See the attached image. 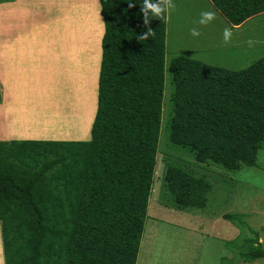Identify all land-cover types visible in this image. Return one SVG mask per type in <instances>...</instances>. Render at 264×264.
Here are the masks:
<instances>
[{"label":"trees","instance_id":"trees-1","mask_svg":"<svg viewBox=\"0 0 264 264\" xmlns=\"http://www.w3.org/2000/svg\"><path fill=\"white\" fill-rule=\"evenodd\" d=\"M210 1L232 27L264 13V0ZM99 2L105 29L91 139L0 142L5 264H137L158 165L167 72L174 89L171 145L193 153L198 164L230 172L256 168L264 148V58L242 71L183 57L167 68V19L145 25L136 0L134 6ZM149 29L153 37L141 40ZM164 182L178 210L207 207L211 185L204 179L169 166ZM223 218L241 221L239 215ZM251 233L247 251L239 254L245 263L264 259L258 234Z\"/></svg>","mask_w":264,"mask_h":264},{"label":"rangeland","instance_id":"rangeland-1","mask_svg":"<svg viewBox=\"0 0 264 264\" xmlns=\"http://www.w3.org/2000/svg\"><path fill=\"white\" fill-rule=\"evenodd\" d=\"M2 1L0 142L90 140L105 29L99 0ZM175 4L167 16V68L183 57L242 71L264 58V13L232 27L212 2L175 0ZM204 10L215 11L217 18L200 29L199 37H192L189 30ZM226 26L233 32L227 44L222 40ZM249 39L256 41L252 47L246 43ZM7 64L16 66L10 75L14 82L7 81L12 84L10 89L5 86ZM173 91L167 72L158 165L137 264H264V259L245 263L239 256L247 251L245 241L254 238L251 231L264 247V148L256 168L230 172L213 164H198L193 153L168 141ZM37 95L44 97L40 99L45 106L34 105L32 97L38 100ZM40 106L42 115L35 113ZM169 166L211 185L204 210L176 208L164 182ZM228 214L241 216V221L225 220ZM0 254V264H5Z\"/></svg>","mask_w":264,"mask_h":264},{"label":"clouds","instance_id":"clouds-1","mask_svg":"<svg viewBox=\"0 0 264 264\" xmlns=\"http://www.w3.org/2000/svg\"><path fill=\"white\" fill-rule=\"evenodd\" d=\"M140 4V12L143 16V22L148 25L152 19L160 18L167 19L171 10L176 7L175 0H136ZM130 6L133 5V0H128ZM217 18V13L212 10H204L199 14V18L194 21V26L189 30L192 37H199L201 35V28L207 26ZM154 33L149 29L143 33L139 38L147 41L149 37H153ZM233 32L231 27H224L222 32V40L225 44L229 43L232 39ZM249 47H252L256 41L249 39L247 42Z\"/></svg>","mask_w":264,"mask_h":264},{"label":"crops","instance_id":"crops-1","mask_svg":"<svg viewBox=\"0 0 264 264\" xmlns=\"http://www.w3.org/2000/svg\"><path fill=\"white\" fill-rule=\"evenodd\" d=\"M207 1H208V2H211L210 0H207ZM18 41H19V43H21V40H18ZM6 50H7V48H6ZM16 56L18 57V54H17V53H16ZM16 56H15V57H16ZM17 57H16V61H20V59H18ZM32 62H34V61H32ZM9 63H10V62H9ZM35 66H36V65H35ZM15 67H16V66H15ZM15 67L12 68V64H7V65H6L7 73H5L4 76H5V79H6L5 86H6V85L9 86L8 89H10V88L12 87V86H11L12 84L10 85V84H7V83H8V82H9V83H10V82H14V79L11 78L10 75H11V74H12V75L14 74L13 71H14ZM39 67H40V66H37V68H39ZM11 71H12V72H11ZM16 73H17V72H16ZM22 73H23L22 75H24V72H22ZM20 78H23L22 81L25 80L24 77H22V76H16V79H20ZM25 78H27V77H25ZM27 79H28V78H27ZM7 81H8V82H7ZM8 89H7V90H8ZM7 90H6V91H7ZM19 95H20V97H21L22 94H19ZM23 97H24V96H23ZM23 97H21V98L23 99ZM25 98H26V96H25ZM37 98H38V100H36V98H33V97H32V100H34V105H35V106H38L37 103H38V104H40V103L43 104V103L41 102L42 99H40V98H44V97H40L39 95H37ZM26 99H28V98H26ZM24 100H25V99H24ZM31 104H32V102H31ZM45 104H46V103H44L42 106H45ZM47 107H48V106H47ZM40 109H41V110H40ZM42 109H43V108L40 106L38 112H35V113H36V114H41V115H42V113H43V110H42ZM45 111H46V110H45ZM35 113H34V114H35ZM31 114H33V113L31 112ZM43 114H44V113H43ZM32 118H34V117H32Z\"/></svg>","mask_w":264,"mask_h":264}]
</instances>
